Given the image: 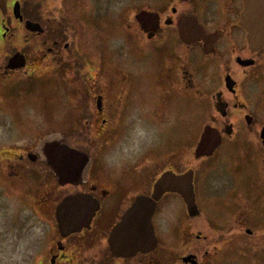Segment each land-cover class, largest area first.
<instances>
[{
	"label": "flooded vegetation",
	"instance_id": "af4514ba",
	"mask_svg": "<svg viewBox=\"0 0 264 264\" xmlns=\"http://www.w3.org/2000/svg\"><path fill=\"white\" fill-rule=\"evenodd\" d=\"M143 1L132 14L120 13L124 16L122 32L103 43L100 75L113 83L128 80L129 75L117 63L121 57L117 56L118 47H123L122 56L129 58L130 51L134 61L147 68L145 78L143 74L136 78L134 72L135 80L144 78L153 83L155 91L158 84L159 94L164 96L182 95V109L199 119L196 144L205 126L219 132L221 142L216 149L196 157L193 148L191 163L182 170H193L197 214L187 213L179 194L164 193L152 215L157 246L125 256L114 254L109 244L112 228L139 196L152 195L156 179L151 184L144 182L141 188L139 180L134 181L137 187L131 190L130 184L124 187L118 179L124 174L110 178L112 174L103 172L97 177L90 168L79 182L63 183L45 162L40 140L23 139L25 124L20 116H12L16 140L0 147V173L8 181L17 180L5 190H33V214L49 230L46 234L42 231L41 247L34 257H42L45 264H182L183 239L195 243L186 255H194L197 264H260L264 256V145L259 136L264 123L257 124L248 90L251 70L264 63V45L252 49L248 34L251 26L264 33V5L256 4L260 0H176L178 7H153V0ZM53 2L61 4L58 14L51 9ZM75 3L0 0V98L19 96L27 81L43 80V67L52 76L58 70L66 74L70 67L75 68L72 58L76 51L80 53V42L85 48L89 45L84 23L79 15L74 17ZM251 6L262 9V14L251 13ZM142 11L158 14L156 27L141 26L136 16ZM27 21L40 28L29 29ZM85 53L84 70L92 55ZM16 54L24 56V65H9ZM110 59L112 69L106 70ZM78 80L82 87L89 82L84 74ZM98 95L102 107L96 109L100 114L97 134L104 140L112 123L108 110L114 115V109L107 108L106 91L95 97ZM73 111L69 107L68 113ZM168 170L179 173L171 168L161 173ZM27 171L37 177L32 187L22 181ZM102 179H107L106 185ZM65 204L69 207L62 209ZM71 207L81 210L85 224L75 231L60 229L57 212L69 213ZM163 221L168 224L165 232L161 230Z\"/></svg>",
	"mask_w": 264,
	"mask_h": 264
},
{
	"label": "rangeland",
	"instance_id": "374dc122",
	"mask_svg": "<svg viewBox=\"0 0 264 264\" xmlns=\"http://www.w3.org/2000/svg\"><path fill=\"white\" fill-rule=\"evenodd\" d=\"M75 1L77 12L74 17L79 15L84 23L83 27L87 29L84 37L89 45L85 48L80 42V53L76 51L72 58L75 68L70 67L66 74L58 70L52 76L47 72V67H43V80L27 81L28 86H24L19 96L0 98V147L16 140L11 117L20 116L21 123L25 124H22V129L26 130L23 139L43 142L62 136L66 142H72L74 147L82 148L89 154L91 171L97 172V177L103 172L112 174L110 178H114L115 173H122L124 175L118 179H121L124 187L130 184L131 190L137 187L134 184L137 180L139 188L143 187L144 182L151 184L163 169L182 172L191 163L192 150L200 132L197 116L182 109V95H161L162 90L157 83L155 91L153 83L144 79L146 66L135 62L137 60L130 51L129 58L122 56L123 47H118L117 56L121 57L117 63L129 75L128 80L113 83L112 79L100 75L103 43L122 32L120 28L124 16L120 13L132 14L134 8L143 6L145 1L88 0L85 3V0H72ZM153 1V7H178L176 0ZM60 5L53 2L51 9L58 14ZM78 27L81 31L82 24L79 23ZM83 52L92 54L86 70L78 63H83L87 57L82 55ZM107 54L111 56L112 52L108 50ZM112 63L110 59L105 69H112ZM134 72L136 78L140 74L144 78L135 80ZM83 74L89 82L82 87L78 77ZM143 82L146 83L142 85ZM103 91L107 92V108H113L114 115L108 110L113 120L109 116L112 121L110 132L101 140L97 134L100 114L96 112L95 96ZM248 97L258 115L257 124L264 123V63L251 70ZM69 107L74 109L72 114L68 113ZM83 108L88 109L87 114ZM84 139L89 143L83 145ZM36 178L34 172L27 171L22 181H26L27 187H32ZM15 182V179L6 180L0 173V264H45L42 257L34 256L41 247L42 231L46 234L49 230L43 223L40 225L33 214L30 201L33 190H5ZM184 214L182 206V217ZM166 225L167 222L163 221L162 232H165ZM194 248L195 243L182 239V256ZM259 263L264 264V256Z\"/></svg>",
	"mask_w": 264,
	"mask_h": 264
},
{
	"label": "water",
	"instance_id": "95a60500",
	"mask_svg": "<svg viewBox=\"0 0 264 264\" xmlns=\"http://www.w3.org/2000/svg\"><path fill=\"white\" fill-rule=\"evenodd\" d=\"M260 2V3H259ZM264 5L262 0L256 4ZM254 4V5H256ZM251 13L262 14V9L250 7ZM141 26L150 25L156 27L158 24L157 13L142 11L136 16ZM26 25L31 30H37L40 26L37 23L27 21ZM181 20L178 26L181 27ZM249 29L248 39L252 49L260 48L264 43V33H259L257 29ZM25 58L21 54H16L10 59V66L24 65ZM97 109L102 107V97L96 99ZM260 138L264 145V127L261 130ZM221 142L219 132L210 126H205L200 135V139L195 148V156L210 155ZM42 152L44 160L48 163L51 170L57 175L62 182L76 183L83 179L89 165L90 157L82 150L70 147L62 136L43 141ZM172 192L179 194L186 205L187 212L190 216L197 214L195 202V193L193 185V170L183 173H175L171 170L163 172L153 184L152 195L139 196L133 205L126 211L120 223L111 231L109 243L111 251L116 255L125 256L138 251H148L157 246V238L152 223V215L156 208V202L164 193ZM68 206V205H67ZM66 204L62 207H67ZM69 207V206H68ZM57 220L60 229L65 228L67 231H75L85 224V216L77 207H71L69 213L57 212ZM183 262L197 264L193 255L182 258Z\"/></svg>",
	"mask_w": 264,
	"mask_h": 264
}]
</instances>
